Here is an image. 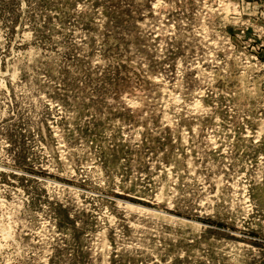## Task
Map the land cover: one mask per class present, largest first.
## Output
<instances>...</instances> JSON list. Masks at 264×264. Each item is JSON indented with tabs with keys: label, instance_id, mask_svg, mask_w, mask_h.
Here are the masks:
<instances>
[{
	"label": "rangeland",
	"instance_id": "obj_1",
	"mask_svg": "<svg viewBox=\"0 0 264 264\" xmlns=\"http://www.w3.org/2000/svg\"><path fill=\"white\" fill-rule=\"evenodd\" d=\"M0 264H264V0H0Z\"/></svg>",
	"mask_w": 264,
	"mask_h": 264
}]
</instances>
